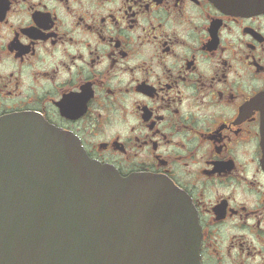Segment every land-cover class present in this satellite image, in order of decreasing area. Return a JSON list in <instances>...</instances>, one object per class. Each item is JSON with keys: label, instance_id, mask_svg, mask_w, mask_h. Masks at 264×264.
I'll list each match as a JSON object with an SVG mask.
<instances>
[{"label": "flooded vegetation", "instance_id": "1", "mask_svg": "<svg viewBox=\"0 0 264 264\" xmlns=\"http://www.w3.org/2000/svg\"><path fill=\"white\" fill-rule=\"evenodd\" d=\"M262 92L264 8L0 0V117L31 115L124 177L170 181L200 264H264ZM189 229L159 234L176 250Z\"/></svg>", "mask_w": 264, "mask_h": 264}, {"label": "water", "instance_id": "2", "mask_svg": "<svg viewBox=\"0 0 264 264\" xmlns=\"http://www.w3.org/2000/svg\"><path fill=\"white\" fill-rule=\"evenodd\" d=\"M217 1L232 12L264 7ZM256 100L264 168V93ZM185 197L163 178L121 176L38 118L0 117V264H173V255L198 264L197 235H177L175 250L159 234L171 223L191 226Z\"/></svg>", "mask_w": 264, "mask_h": 264}]
</instances>
